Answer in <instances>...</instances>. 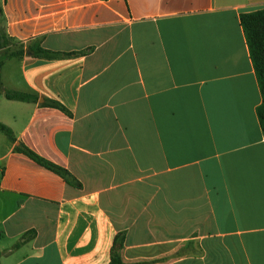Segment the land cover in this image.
Masks as SVG:
<instances>
[{"label": "crops", "instance_id": "1", "mask_svg": "<svg viewBox=\"0 0 264 264\" xmlns=\"http://www.w3.org/2000/svg\"><path fill=\"white\" fill-rule=\"evenodd\" d=\"M0 7L18 43L82 53L2 66L38 101L0 95L15 138L0 134V264H110L118 236L126 263L264 264L262 95L240 22L264 0Z\"/></svg>", "mask_w": 264, "mask_h": 264}, {"label": "trees", "instance_id": "2", "mask_svg": "<svg viewBox=\"0 0 264 264\" xmlns=\"http://www.w3.org/2000/svg\"><path fill=\"white\" fill-rule=\"evenodd\" d=\"M241 26L247 40L250 58L255 69L260 92L262 95V103L257 108V116L261 129L264 134V10L242 14L240 17ZM5 17L3 8L0 7V95H3L7 100L19 101L25 103H37L38 97L5 89L1 82V69L5 62L14 58H23L29 56L33 59L57 60L69 58L82 53H64L44 49L41 46V40L38 39L34 43L24 46L18 43L6 33ZM44 105L66 111L64 107L55 101L45 100ZM0 134L6 136L12 142H15L13 131L10 127L0 122ZM16 151L28 156L31 160L41 165L42 167L61 176L68 184L75 187H81V184L66 170L38 156L36 153L21 144L16 147ZM124 238L118 236L115 239L112 260L110 264H133L126 263L122 257L121 250L123 247ZM17 248V247H16Z\"/></svg>", "mask_w": 264, "mask_h": 264}, {"label": "rangeland", "instance_id": "3", "mask_svg": "<svg viewBox=\"0 0 264 264\" xmlns=\"http://www.w3.org/2000/svg\"><path fill=\"white\" fill-rule=\"evenodd\" d=\"M3 242H5V239H3ZM9 245H11L12 243H10V242H7Z\"/></svg>", "mask_w": 264, "mask_h": 264}]
</instances>
